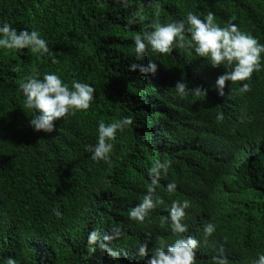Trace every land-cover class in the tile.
Masks as SVG:
<instances>
[{"label":"trees","instance_id":"obj_1","mask_svg":"<svg viewBox=\"0 0 264 264\" xmlns=\"http://www.w3.org/2000/svg\"><path fill=\"white\" fill-rule=\"evenodd\" d=\"M0 264H264V0H0Z\"/></svg>","mask_w":264,"mask_h":264}]
</instances>
